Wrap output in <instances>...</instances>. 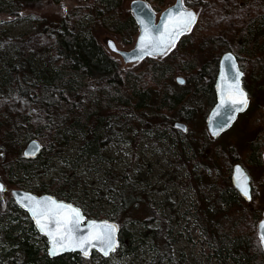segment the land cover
<instances>
[{
  "label": "rangeland",
  "instance_id": "374dc122",
  "mask_svg": "<svg viewBox=\"0 0 264 264\" xmlns=\"http://www.w3.org/2000/svg\"><path fill=\"white\" fill-rule=\"evenodd\" d=\"M131 1L116 0L114 5L108 6V2L96 0H36L18 9L13 0H0V35L23 41L22 47L10 42L0 53V83L9 77L5 64L19 60L18 55L21 60L15 65L19 68L21 62L24 66L21 72L25 75L27 70L35 75L46 65L55 63L51 62L55 47L53 37L42 30L58 26L63 19L74 26L79 38H93L103 52L115 60L121 72L130 74L144 73L156 63L170 66L182 58L187 60L188 56L195 58L198 66L209 64L211 67L213 59L218 61L223 53L221 50L226 48H216L210 39L222 36L230 42L225 27L218 34L208 29L197 39L195 23L163 56L124 63L109 51L106 40H113L121 50L134 44L138 31L135 21L129 36L115 30L117 23L132 17ZM170 1L164 0V5ZM182 1L185 7L196 11L198 19L199 0ZM208 1L216 5V11L223 9L221 0ZM253 1L264 7V0ZM228 2L230 6L225 15L235 18L243 7L252 4V0ZM263 10L247 12L249 15L242 21L251 29L256 28L251 43L264 42ZM189 41L192 46L186 53L183 48ZM259 60L240 59L242 85L248 95V104L218 137L211 138L206 130V116L212 99L196 102L193 105L196 110L189 120L179 118L177 114L162 116L149 109L138 114L139 118L135 117L139 123L124 131L121 141L105 144L96 155L80 156L78 151L84 141L83 135L72 134L66 145H60L54 154L32 164L28 172L18 173L11 181L3 167L8 159L5 158L0 163L3 185L0 196L9 200L12 189L37 195L47 193L70 201L86 218L109 220L114 217L113 222L122 231L119 246L106 261L94 257L86 259L83 264H154L159 251L171 257L172 264H218L217 244L225 237L243 234L246 239L251 235L258 240L257 223L264 208V162L262 159V164L253 165L249 154L252 144L258 143L262 158L264 148V52ZM176 77H182L184 84L176 83ZM167 80V87L172 85L180 90L188 86L186 75L177 69ZM22 105L19 102V107L24 108ZM175 121L184 122L186 132L174 129L172 123ZM27 131L33 133L35 127L31 126ZM25 144L19 150L20 155ZM2 155L0 153V157ZM235 163H239L250 177L252 201L247 203L241 198L227 205L214 203L212 200L232 187L230 175ZM62 183L70 186L64 188ZM120 194L132 197L124 209L119 208ZM251 216L256 217L254 223ZM30 240L35 246L46 248L39 234H30ZM222 255L227 256L229 263L239 256L226 250Z\"/></svg>",
  "mask_w": 264,
  "mask_h": 264
},
{
  "label": "trees",
  "instance_id": "16d2710c",
  "mask_svg": "<svg viewBox=\"0 0 264 264\" xmlns=\"http://www.w3.org/2000/svg\"><path fill=\"white\" fill-rule=\"evenodd\" d=\"M34 1L36 0H13L18 9ZM96 1L106 4L108 2V6L116 2ZM206 1L197 2L201 11L196 20L198 32L196 31L195 37L201 38L202 32L208 29L218 34L225 27L230 35V42L222 36L212 38L210 42L213 46L218 49L224 46L226 49H222L221 53L233 51L240 69V59L260 61L264 42L251 43L253 30L256 28L251 29L249 24L242 21L249 15L247 12H258L264 7L252 0V4L243 7L238 15L235 14V18L225 15L230 6L228 0H221L223 9L219 11H216L215 4ZM147 2L156 11L164 5V0ZM257 7L259 9L255 11ZM117 25L115 30L127 36L131 34L132 27H135L131 16ZM42 31L53 37L55 47L51 62L55 63L46 65L43 71L35 75L27 70L28 74L25 75L21 72L24 69L23 64L20 62L19 68L15 65L21 60V55H18L19 60H11L5 64L9 69V77L0 83V153L4 155L0 157V163L8 158L3 167L9 175V181L18 173L28 172L32 164L54 154L60 145L69 142L72 134L83 135L84 141L79 147V155L92 156L98 154L105 144L121 141L123 132L134 123H139L136 118H139L137 115L142 112L150 109L162 116L177 114L179 118L189 120L196 110L193 107L196 102L213 99L217 58L213 59L211 67L209 64L198 66L196 59L188 56L187 60L182 58L170 66L152 64L144 73H123L115 60L106 55L93 38H79L74 26L65 19L58 26L44 28ZM10 42L23 46V41L18 38L7 39L0 35V53L11 44ZM191 46L189 41L184 45V51L189 53ZM258 55L260 57L256 59ZM175 69L187 77L188 86H183L180 90L174 89L172 85L166 86L167 79L171 78ZM19 102L23 103L24 108L19 107ZM35 110L38 112H34ZM145 125L147 126V123ZM31 126L35 127L33 133L27 131ZM33 138L42 144V149L33 159L23 158L19 150L22 144ZM257 144H252L249 154L253 165L262 164L261 147ZM62 186L67 188L70 185L62 183ZM217 197L212 200L214 203L221 202L226 205L241 199L233 187ZM252 197L251 187L250 202ZM131 201L132 197H122L120 194L119 208H126ZM258 212L259 208L256 209V213ZM251 217L254 223L256 217ZM108 219L114 221L115 218ZM32 233L36 231L31 221L26 213L16 206L12 197L1 205L0 264H83L86 259L94 257L101 262L106 261V258L95 252L88 258L78 253L49 258L46 248H39L31 242ZM41 239L46 245L45 239ZM121 241L122 231L119 228V244ZM258 241L251 235L246 239L243 234L232 238L225 237L217 244L218 264H264V253ZM224 250L236 252L239 256L229 263L227 256L222 255ZM155 260L157 261L154 264L164 261L172 264L173 259L159 251Z\"/></svg>",
  "mask_w": 264,
  "mask_h": 264
},
{
  "label": "water",
  "instance_id": "95a60500",
  "mask_svg": "<svg viewBox=\"0 0 264 264\" xmlns=\"http://www.w3.org/2000/svg\"><path fill=\"white\" fill-rule=\"evenodd\" d=\"M129 9L138 31L131 48L118 49L111 39L106 46L124 63H134L144 57L163 55L177 42L179 37L189 32L195 25L197 14L186 8L182 0L163 9L156 20L155 12L146 0H132ZM243 72L239 68L232 52H224L218 60L214 80V103L206 116V130L211 138L218 137L236 119L238 113L245 110L248 95L242 85ZM176 83L183 84L182 77L175 78ZM174 129L186 132L185 123L175 121ZM42 145L35 139L26 142L21 156L35 158ZM264 162V148L262 153ZM230 181L232 187L245 201L251 200L250 177L239 164H233ZM3 185L0 182V191ZM16 206L24 211L35 231L46 241V255L55 258L66 253H78L88 258L96 252L102 258H108L119 246V228L107 219L86 218L82 211L71 203L57 200L53 195L34 194L23 189L10 191ZM257 238L264 253V208L262 218L257 223Z\"/></svg>",
  "mask_w": 264,
  "mask_h": 264
},
{
  "label": "flooded vegetation",
  "instance_id": "af4514ba",
  "mask_svg": "<svg viewBox=\"0 0 264 264\" xmlns=\"http://www.w3.org/2000/svg\"><path fill=\"white\" fill-rule=\"evenodd\" d=\"M173 1L174 0H171L168 4H166V5H164L165 7L163 8V9H165L166 7H168V6H170V5H172L173 4ZM151 7V6H150ZM152 8V7H151ZM163 9H160V11H159V13L163 10ZM152 10L155 12V15H156V11L152 8ZM159 15V14H158ZM157 18H158V16H156V20H155V23L157 22ZM173 48V46L170 48V49H168L164 54H166L167 52H169L171 49ZM163 54V55H164ZM163 55H161V56H163ZM161 56H154V57H161ZM148 57V56H147ZM154 57H151V58H154ZM144 58H146V57H144ZM237 60V59H236ZM237 63H238V61H237ZM218 66V65H217ZM217 72V71H216ZM184 80V79H183ZM215 80V79H214ZM185 82V81H184ZM184 84V83H183ZM182 85V84H181ZM213 87H214V83H213ZM213 99H212V103H211V105L214 103V100H215V96H214V88H213V97H212ZM211 105H210V107H211ZM181 122V121H180ZM184 123V122H183ZM252 187V186H251ZM3 191V190H2ZM2 191H0V193L2 192ZM56 198V197H55ZM57 200H61V201H64V202H68V203H71L70 201H67V200H64V199H58V198H56ZM5 202H6V200L3 198V197H1L0 196V207H1V205H3V204H5ZM71 204H73V203H71ZM74 205V204H73ZM27 215V214H26ZM28 217V216H27ZM22 220H24L23 218H22ZM30 220V219H29Z\"/></svg>",
  "mask_w": 264,
  "mask_h": 264
}]
</instances>
